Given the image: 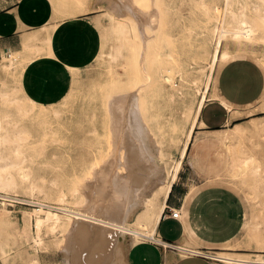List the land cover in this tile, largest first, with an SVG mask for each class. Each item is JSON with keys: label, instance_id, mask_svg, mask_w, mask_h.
<instances>
[{"label": "bare ground", "instance_id": "obj_1", "mask_svg": "<svg viewBox=\"0 0 264 264\" xmlns=\"http://www.w3.org/2000/svg\"><path fill=\"white\" fill-rule=\"evenodd\" d=\"M82 1H76V8L73 5V9H75L69 13L70 15L77 14L81 9L79 2ZM149 1H151L153 9H149L148 7L149 10H145L146 8H143L142 5H144L145 0H122V3H119L121 5V12L117 17H114L110 11H107V15L111 18V23L102 37L104 38L107 34H114L116 35V40H118L116 44H108L106 50L101 51V57L110 67V72L105 82L109 88L117 80H120V77L124 79L129 73V69L133 67V62L129 60L128 55V49L132 46L134 40L132 34L137 38L136 44H143L146 48H149L151 38L146 33L150 30H159L162 26V10L158 8L161 0ZM222 6H224V12L219 13L220 10L215 9L214 14L210 16L209 22L205 26L209 38L214 45L213 50L209 54L208 62L205 63L209 67V72L205 74L203 70H200L201 68L198 64L191 63L189 68H195L196 74L194 77L188 78L189 74L186 76L180 72V70L185 68L181 65L179 70L181 74L178 72L180 74V83H175L169 71H171L176 59L170 56V65L163 67L162 74L156 79L158 85L165 84L163 88L164 103L161 106L163 108L160 112H166L171 117L177 113L176 117L170 119L168 137H170L179 150V157L168 165V163L163 161L165 154L162 152L161 147L156 145L153 148L149 145L150 142L157 144L158 127L157 125L151 127V124H155L158 120L152 122V119H146L143 115V100H145V96L150 90V83L153 82V78L151 79L148 72L150 69L148 55L144 56L145 53L141 51L139 59L137 55L135 63L138 62L142 75L141 81L145 82L137 86H128L123 91L121 100H116V97L112 96L110 90L107 92L105 101L114 110L113 115L118 113L119 120H117L118 129L116 130L113 146L105 155L106 158L102 163V167L94 166L90 169L88 175L74 181L72 189L69 190L70 196L71 192L72 195L78 198L81 195L80 199H77V205L74 208L56 206L52 205V203L45 204L39 201V199L35 202L31 200L32 203L36 204L37 208L33 207L34 209L31 213L25 212V229L22 230L25 239L32 244L31 246L41 247L44 244L43 234L41 233V228L44 225L51 231H54L57 226L66 225L68 229L71 225V230L69 229L71 237L74 239L86 237L93 241L95 246L92 245L91 249L94 246L93 252L97 251L101 253V260L96 264H128L126 261L127 250L141 243V239H150L151 241L166 245L167 243L163 242L156 235V226L160 220L164 202L158 207L151 196L156 191L162 193L163 198L168 195L181 165L182 158L191 141H193L194 146L201 141L219 142L223 151L228 154L226 171L230 174L228 176H231L234 181H243L248 175L249 178L250 176L256 177L261 174L262 168L257 163L258 159L257 161L255 160L258 157L255 156L256 158H254V154L249 153V151L247 152L248 147L246 146L240 149H236V147H238L237 145L249 132H255L260 136H264V115H254L250 117L247 123L234 124L222 131H216L211 138H200L199 136L193 138L192 135L193 129L197 124L203 125V122L199 120V111L206 100L218 99L226 108L232 109V105L222 98L215 88L216 74L222 65L234 58H247V55L252 54L264 66V55H260L257 50L256 52L246 47L255 42H260L264 46V0H222ZM125 13H129L130 16L126 18L127 20H121L119 17L124 16ZM58 15L52 14L50 21H56L41 26L39 30L31 32L30 36L28 34L22 40L20 51L3 54L0 58V68L11 75L14 82L11 88L0 90V104L2 107L6 105L8 108V111L3 113H1L0 109V146L8 144L12 152V154H5L3 150H0V191H16L18 186L23 184L26 187L24 193H27L31 199L34 198L36 193L48 195L46 193L48 192L47 189L52 185L55 187L56 180L54 179L56 177L51 180L49 179L51 185H46L38 182L36 178L31 176V169L28 170L27 166L26 168L22 166L25 155L21 147L27 143L30 133V130L24 124L31 123V121L27 122V118L29 115L35 113H40L42 118L39 120H44V122H46L45 119L48 117H59L61 109L55 107V104L67 99L69 92L57 103L45 105L36 102L25 93L21 84V76L28 62L43 52L48 51L49 35L59 20L57 19ZM23 37L25 36L23 35ZM229 40L235 42L237 47L234 48L226 45L225 42ZM119 60H122V65L117 70L118 68L115 64ZM141 60L144 62L146 60V65L140 66ZM216 64L218 65V69L213 76ZM67 68L70 71L75 70L70 67ZM204 78L205 82L203 87H201L200 85ZM210 82L213 83H211L213 90L207 95ZM232 111L240 113L236 109H232ZM21 119H24L23 123H21ZM186 126L187 128L185 129ZM91 132L93 133L95 130L91 129ZM47 133H53V130L45 129L42 131V135ZM15 174L18 177H15ZM96 174L97 176L99 175L98 178L94 177ZM94 180L97 182L96 184H93ZM65 184L62 185L64 186ZM57 189L56 191H58L59 195H56V198L53 199H56L58 202H64V190L61 188ZM101 191H104V195H100ZM258 194L262 195L261 193ZM9 197L11 196L9 195ZM0 204L4 206L0 210V222H7L9 221L7 214L9 210L5 209V202L1 198ZM140 205H143L142 209L134 215L131 226H129L128 222L132 218L134 210ZM30 224L35 228L33 229V233L29 230ZM65 230L62 232H65ZM256 235H259V238H261L259 251L256 253L224 251L217 252L218 254H216L215 252H209V257L227 264H264V205L262 214L258 216L252 213L248 222L246 236L250 240H254ZM52 244L55 243L52 242ZM60 244H62L61 241ZM54 247L56 248V245ZM106 250L107 254L105 253ZM77 256L74 255L73 258H71V255L69 256L70 261L73 259V264L82 263L79 261V257L81 256ZM96 260L98 259L96 258ZM85 261L87 264L89 263L87 260ZM92 261H95V258L94 260L91 259V263Z\"/></svg>", "mask_w": 264, "mask_h": 264}, {"label": "rangeland", "instance_id": "obj_2", "mask_svg": "<svg viewBox=\"0 0 264 264\" xmlns=\"http://www.w3.org/2000/svg\"><path fill=\"white\" fill-rule=\"evenodd\" d=\"M48 1L51 3L53 10L52 14H59L57 19L60 20L67 17L74 20L77 16H79V13L85 9L84 5L86 2L96 1V6L94 8L97 6H103L104 8L103 11H101L103 12L101 22L99 23V19L96 21L97 25H100L96 29V33H99L100 36L98 37L97 34L87 32L84 28H82L79 37L65 38L60 43L59 48L63 52L66 62L65 64L75 67V70H69L71 72L73 86L71 81L67 91L69 92L68 98L60 103H57L59 100L55 102L57 103L55 104V107L61 109V115L57 118L48 117L45 119L46 122H44V120H39L42 118L41 114L35 113L29 115L27 118V122L31 121V123H27V125L24 124V126L30 130V133L27 143L21 147V150L25 155L22 161V166L24 168L27 166L28 170L31 169V176L36 178L38 182L46 185H51L50 180L56 177L54 179L56 180V185L55 187L52 185L54 188L49 186L47 189L48 192H46L48 195L45 194V196L43 193H36L33 199L29 198L27 193H24L26 187L23 184L18 186L16 191H0V198L5 202V209L9 210L7 213L9 221L0 222V264H70L71 261V264H73L74 261L73 259L70 261V255L71 258H73L74 255L81 256L79 257V261L82 262L81 264H87L85 260L89 262L88 264H96L100 262L101 253L97 251L93 252L95 243L86 237L78 239L71 237V225H68V229L66 225H61V227L57 226L54 231L49 230L47 226L44 225L41 228L44 244H42L41 247L31 246L32 244L30 241L25 239L22 231L25 229V212L31 213L34 208H37L34 202L38 201V199L45 204L52 203V205H60L70 209L77 205L76 201L77 199H80L81 195H78V198L72 195L71 192L70 196L69 190L72 189L73 183H75L74 181L79 180L80 177L88 175V172L94 166L102 167V163L106 158L105 155L113 146L116 130L118 129L117 120H119V116L118 113L113 115L114 110L109 106V104H107V101H105L107 92L110 90L112 96L116 97V100H121L123 91L128 86H137L145 82L141 81L142 75L141 70L138 67V62L135 63V59L137 58V55L139 59V53L141 54V51L145 53L144 56L146 54L148 55V63L150 66L148 72L151 79L153 78V82L150 83V90L147 94L145 93V100H143V115L146 119H152V122H154V120H158L155 124H151V127L156 125L158 127L157 144L150 142L149 145L153 148L156 145L161 147L162 152L165 154L163 161L168 163V165L179 157V150L171 141L170 137H168V128L171 123L170 119L176 117L177 113L174 114L173 112L174 115L171 117L166 112H160L163 108H161V106L164 103L163 88L165 84L163 83L158 85L156 79H158V76L162 74L163 67L170 65V56L176 59V62L173 63L171 71H169V73L172 74L173 81L175 83H180L181 73L186 76L189 74L188 78L195 76V68H189L191 63L198 64L201 68L200 70H203V72L207 74L209 72V67H207L205 63L208 62L209 54L213 50L214 45L209 38V34L205 26L208 24L210 16L214 14L215 9H219V13L224 12L222 0H161L158 7L162 10L163 16L161 28L156 31L150 30L146 33V35L151 38L149 48H146L143 44H136L135 41H137V38H135L132 34L134 40L132 46L128 49V55L129 60L133 62V67L129 69V73L124 79L120 77L121 79L117 80L113 86L109 88L105 82L107 80V76L109 75L110 67L101 57V51L106 50L108 44H116L118 40H116V35L114 34H107L104 38H101V33L106 32L111 23V18L107 15V11H110L114 17H117V15L121 12V5H119V3H122V0H83L82 2H79L82 3L80 5L81 9L79 8L80 10L75 15H70L69 13L76 8V1L79 0ZM73 5L75 7L74 9ZM142 6L143 8H146L145 10H147L148 7L149 9H153L151 1L149 0H145L144 5ZM129 16V13H125L124 16H120L119 18L121 20H127L126 18ZM58 23L59 22H57L55 26L53 25L54 27L49 35L51 43L49 44V47L46 46L48 51H45L40 55L55 56L52 33L55 29H57ZM72 27L77 26L73 25ZM225 44L230 47H237V44L230 40L225 42ZM246 47L250 50H257L260 55H264V46L260 42L249 44ZM247 58L257 63L264 72V66L259 63V61L255 58V55L249 54L247 55ZM120 65H122V60L117 61V64H115L118 68L117 70L120 69ZM144 65H146V60L145 62L141 60L140 66ZM181 65L185 67L182 70H180ZM217 69L218 65L216 64L213 70V76L216 74ZM204 82L205 78L201 82V87H203ZM211 83L212 82H210L207 95H209L213 90V83ZM12 85H14V82L11 75L0 68V90L5 88L9 89ZM197 98H199V96H197ZM207 101L208 100L205 102ZM52 104L54 103H51V105ZM3 106L4 107L0 104L1 113L8 111L7 106ZM235 109L242 113L241 118H239L236 122L247 123L248 117L250 116L264 115V88L255 101L247 104L246 106L236 107ZM245 114H248V117H244ZM23 120L24 119H21V123H23ZM232 124L233 122L229 125ZM186 128L187 126L185 129ZM45 129H49L50 131L53 130V133L42 135V131ZM91 129H94L95 132L92 133ZM204 133L205 131L196 129L193 132V138ZM43 137L44 139H42ZM237 146L238 147H236V149H240L243 146L248 147L247 152L249 151V153L254 154V158H256L255 156L258 157L255 160L257 161L258 159L257 163H259L262 168L259 176H250L248 178V175L243 181H234L231 176H228L230 174L226 171L228 154H226L218 145L201 150L195 159L193 158L192 160V164L199 171V176L195 178L193 184L197 185L202 193H234L243 204V219L237 232L229 237L231 238V245H224L220 248L221 241L214 243L213 245H216L214 247H218L219 249H211L209 252H215L216 254H218L217 252L224 251L256 253L259 251L261 243L259 235H256L254 240H250L246 235L247 221L251 217L252 213L259 216L263 212L264 167L262 166L264 165V136H260L255 132H249ZM0 147V150H3L5 154H12L8 144H3ZM188 157L190 158V155H188ZM55 171L57 173L56 175ZM13 172L16 173L15 170H13ZM14 176L18 177L17 174ZM98 176L96 174L94 177L98 178ZM47 178L48 180L50 179L49 182ZM96 183V181L93 182V184ZM62 184H65L66 186H63ZM55 188H61L64 190V202H58L56 199H53L56 198V195H59ZM81 188L83 187L81 186ZM65 190H68L69 192ZM104 191H101L100 195H102ZM258 193H261L263 197ZM9 195L14 197L11 198ZM42 196L47 198L43 199ZM151 197L154 199L156 206L159 207L161 205L163 194L156 191ZM22 198L24 199L22 200ZM31 200L34 201V204ZM48 200L52 201L48 202ZM70 201H73L72 204ZM0 205L2 206H0V210H2L4 206L2 204ZM142 207L143 205H140L134 210L133 216L128 222L129 226H131L134 215L142 209ZM33 229L35 228H33V225L30 224L29 230L32 233L34 232ZM64 230L65 232H62ZM60 241L62 244H60ZM52 242L55 244H52ZM55 245L56 248L54 247ZM92 245L94 246L91 249ZM159 245L161 244L156 241L141 239L140 248L143 250H149L146 253L150 255L152 254L150 248L152 246L161 247ZM106 252L107 250L105 253ZM94 258L95 261H92L91 263V259L94 260ZM96 258L98 260H96ZM219 263L227 264L223 261H219Z\"/></svg>", "mask_w": 264, "mask_h": 264}, {"label": "crops", "instance_id": "obj_3", "mask_svg": "<svg viewBox=\"0 0 264 264\" xmlns=\"http://www.w3.org/2000/svg\"><path fill=\"white\" fill-rule=\"evenodd\" d=\"M84 6L85 9L74 20L67 17L57 21L58 27L52 33L55 56L40 55L25 66L21 84L25 93L36 102L55 103L69 89L72 77L67 67H75L65 64L63 52L59 48L60 43L65 38L79 37L82 28L97 34L96 29L100 25H97L96 21L99 19V23L101 22V11L104 8H94L96 1H88ZM52 13L48 0H0V58L3 54L20 51L22 40L28 34L30 36L41 26L56 21H50ZM73 25L77 27H72ZM103 35L104 33H101V38ZM97 36H100L99 33ZM49 41L48 44L51 39ZM215 88L219 95L232 105V109L246 106L255 101L262 92L264 72L249 58H234L218 70ZM232 109L226 108L218 99L208 100L199 111V120L203 125L197 124L193 132L200 129L205 133L197 136L211 138L216 131L243 123L236 122L241 118V115H237L241 112L237 113ZM232 122L233 124L229 125ZM217 145L221 147L216 141H201L196 146L193 141L189 143L171 189L161 201L164 202V208L156 226V235L167 244L159 245L162 248L152 246L150 255L146 253L149 250L140 248L141 243L130 247L126 253L128 264H220L218 260L210 258L208 252L211 249H219L213 244L220 241V248L231 245L229 237L237 232L243 219V204L234 193H202L197 185L193 184L199 176V171L192 164L193 158L195 159L201 150ZM173 209L179 210L177 218L168 214V211Z\"/></svg>", "mask_w": 264, "mask_h": 264}, {"label": "built area", "instance_id": "obj_4", "mask_svg": "<svg viewBox=\"0 0 264 264\" xmlns=\"http://www.w3.org/2000/svg\"><path fill=\"white\" fill-rule=\"evenodd\" d=\"M13 202L18 203V202H16V201H13ZM168 214H169L171 217H173V218H177V217L179 216V210H177V209L169 210V211H168Z\"/></svg>", "mask_w": 264, "mask_h": 264}]
</instances>
